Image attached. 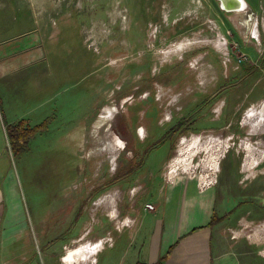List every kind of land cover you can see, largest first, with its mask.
<instances>
[{"label":"rangeland","instance_id":"374dc122","mask_svg":"<svg viewBox=\"0 0 264 264\" xmlns=\"http://www.w3.org/2000/svg\"><path fill=\"white\" fill-rule=\"evenodd\" d=\"M244 1L241 13L218 0H0V47L34 39L51 80L49 122L0 134L10 199L64 254L155 241L154 202L190 180L218 188L217 264L264 256V0Z\"/></svg>","mask_w":264,"mask_h":264},{"label":"crops","instance_id":"0c3cea01","mask_svg":"<svg viewBox=\"0 0 264 264\" xmlns=\"http://www.w3.org/2000/svg\"><path fill=\"white\" fill-rule=\"evenodd\" d=\"M35 44L34 39L24 37L0 47V134L11 123L22 121L29 126H38L42 122H49L48 119L51 117L49 116L51 107L46 105L51 98L46 92L43 94L41 92L42 86L44 91L49 90L51 80L41 78L40 66L36 64L38 56ZM42 103L45 106L43 110H41ZM10 172L8 156L0 153V264H217L220 262L214 240L216 228L225 217L215 216V205L218 203L216 185L197 184L196 181L190 180L180 182L178 180L174 181L175 183L169 181L164 187L162 210L159 204L154 202L161 220L155 241H153L154 236L149 238L143 235L136 243L131 239H125L117 248L113 244H104L93 254V261L83 260L86 250H73L77 254H73L74 261L71 260L69 263L66 257L70 251L64 254L61 243L55 242L52 238L46 239L45 233L39 230L40 224L26 221L23 210H20V207L14 204V200L10 199L13 197ZM228 200L231 201V198ZM214 217L217 221L211 225ZM131 225L122 226L116 231L122 233ZM152 234H155L154 230ZM253 236L258 243L264 241V236L258 231ZM231 243L234 242H229ZM106 246L108 247L105 248ZM105 249L109 251L101 254L106 251ZM262 254L264 255V252ZM160 257L164 259L162 263H158ZM255 259L257 264H264V256ZM250 262L254 263V259L247 258L246 262L241 264H250ZM231 264L237 263L232 261Z\"/></svg>","mask_w":264,"mask_h":264},{"label":"bare ground","instance_id":"6f19581e","mask_svg":"<svg viewBox=\"0 0 264 264\" xmlns=\"http://www.w3.org/2000/svg\"><path fill=\"white\" fill-rule=\"evenodd\" d=\"M226 1H229V0H226ZM232 1H234V3H232L231 4V6L232 7H235L237 10L236 11H229L228 9H227V6H226V3H224V2H222V6H223V8H225V9H227V10H225V11H227V12H244L246 9H247V6H246V3H245V1L244 0H232ZM240 15V14H239ZM241 18H242V21H243V23L245 24V19H244V17H242L241 16ZM250 119V118H249ZM220 145V144H219ZM199 149H202V148H199ZM199 149H197V150H199ZM211 149V148H210ZM215 151V150H214ZM195 153V152H194ZM190 154H192V153H190ZM186 155V154H185ZM188 155V154H187ZM186 155V156H187ZM191 156V155H190ZM218 157H219V153H218V151L217 152H215L214 154H211V157H209L207 160H206V163H204V169H205V167L207 166V164L209 165L207 168H208V171H206L207 172V175H206V177H202L201 178V181H206V179H208L209 178V174H210V172H211V166L213 165V166H215L216 165V162L218 161ZM187 160V159H186ZM205 162V161H204ZM180 163H182V160L180 159V156L178 157V158H176L175 159V161H174V163L172 164V166H171V173H173V171H175L176 170V168L180 165ZM187 163V162H186ZM182 165V164H181ZM188 166V165H187ZM215 167H217V166H215ZM215 167H214V169H215ZM206 168V169H207ZM190 169V168H189ZM191 170V169H190ZM214 172V171H213ZM73 254H75V252L73 253V251L72 252H70L68 255H67V257H66V260L69 262V261H71L72 260V262L74 261L73 259ZM82 255V254H81ZM65 258V257H64ZM65 260V259H64ZM70 263V262H69ZM73 264V263H72Z\"/></svg>","mask_w":264,"mask_h":264},{"label":"trees","instance_id":"16d2710c","mask_svg":"<svg viewBox=\"0 0 264 264\" xmlns=\"http://www.w3.org/2000/svg\"><path fill=\"white\" fill-rule=\"evenodd\" d=\"M121 130V133H122V135L125 137V138H127L128 140H126V147H125V149L127 150V151H132L133 150V152H134V154L136 155L137 154V152H135L134 151V148H133V142H132V140L130 139V137L128 136V133H127V131L126 130H122V129H120ZM174 131L176 130V128L175 129H173ZM134 155V157L133 158H135L136 156ZM217 220H216V218L214 217V218H212V221H211V225H213L215 222H216Z\"/></svg>","mask_w":264,"mask_h":264},{"label":"water","instance_id":"95a60500","mask_svg":"<svg viewBox=\"0 0 264 264\" xmlns=\"http://www.w3.org/2000/svg\"><path fill=\"white\" fill-rule=\"evenodd\" d=\"M219 4H220V7L222 10H229V11H236L237 9L235 7H232L231 4L234 3V1L232 0H229V1H226V0H218ZM222 2L226 3V6H227V9L223 8L222 6Z\"/></svg>","mask_w":264,"mask_h":264},{"label":"built area","instance_id":"2783aa9c","mask_svg":"<svg viewBox=\"0 0 264 264\" xmlns=\"http://www.w3.org/2000/svg\"><path fill=\"white\" fill-rule=\"evenodd\" d=\"M147 207H148L149 209H153V207H152L151 205H147Z\"/></svg>","mask_w":264,"mask_h":264}]
</instances>
